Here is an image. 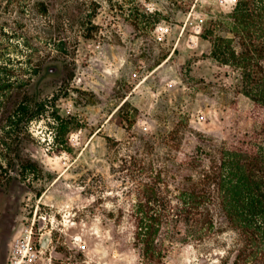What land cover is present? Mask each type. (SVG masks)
<instances>
[{
  "label": "rangeland",
  "instance_id": "obj_1",
  "mask_svg": "<svg viewBox=\"0 0 264 264\" xmlns=\"http://www.w3.org/2000/svg\"><path fill=\"white\" fill-rule=\"evenodd\" d=\"M234 6L0 0V264H8L11 244L27 226L36 243L52 235L40 264H145L124 160L135 149L147 152L159 127L178 128L172 147L158 140L149 151L164 164L169 154L195 152L201 136L222 140L255 125L254 103L237 90L239 72L216 61L201 36L216 20L224 23L218 33L231 36L226 17ZM7 82L14 89H3ZM13 90L20 100L46 103L19 125V144L21 131L8 127ZM56 112L69 132L57 134ZM108 137L121 142L119 152L109 149ZM220 250L212 241L175 242L162 264H218Z\"/></svg>",
  "mask_w": 264,
  "mask_h": 264
},
{
  "label": "trees",
  "instance_id": "obj_2",
  "mask_svg": "<svg viewBox=\"0 0 264 264\" xmlns=\"http://www.w3.org/2000/svg\"><path fill=\"white\" fill-rule=\"evenodd\" d=\"M42 5L47 12L48 5ZM226 21L231 36L218 33L224 25L218 20L204 26L201 36L212 44L216 61L239 72L237 90L254 103L250 119L255 125L222 140L201 136L195 152L169 154L164 164L149 151L158 140L172 147L178 128L167 132L159 127L154 145L145 144L147 152L135 149L124 160L125 178L134 185L129 191L135 198L134 238L145 264H162L175 242L211 241L223 253L218 264H264V0H236ZM4 88H13L12 82ZM20 96L13 90L8 97L14 105L8 127L21 131L17 144L23 133L19 125L33 121L46 107L36 98L31 102L28 95ZM53 115L57 134L69 132L67 120ZM107 143L119 152L121 142L108 137ZM225 233H231L230 241L221 242Z\"/></svg>",
  "mask_w": 264,
  "mask_h": 264
},
{
  "label": "built area",
  "instance_id": "obj_3",
  "mask_svg": "<svg viewBox=\"0 0 264 264\" xmlns=\"http://www.w3.org/2000/svg\"><path fill=\"white\" fill-rule=\"evenodd\" d=\"M40 243L34 241V228L25 227L11 244L8 264H40L45 252Z\"/></svg>",
  "mask_w": 264,
  "mask_h": 264
},
{
  "label": "water",
  "instance_id": "obj_4",
  "mask_svg": "<svg viewBox=\"0 0 264 264\" xmlns=\"http://www.w3.org/2000/svg\"><path fill=\"white\" fill-rule=\"evenodd\" d=\"M51 240H52V235L50 233H46L41 239V243H40L41 247L43 249H48L50 246Z\"/></svg>",
  "mask_w": 264,
  "mask_h": 264
},
{
  "label": "flooded vegetation",
  "instance_id": "obj_5",
  "mask_svg": "<svg viewBox=\"0 0 264 264\" xmlns=\"http://www.w3.org/2000/svg\"><path fill=\"white\" fill-rule=\"evenodd\" d=\"M56 70H57L56 66H53V67L50 68V71H52V72H56Z\"/></svg>",
  "mask_w": 264,
  "mask_h": 264
}]
</instances>
